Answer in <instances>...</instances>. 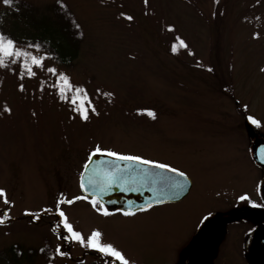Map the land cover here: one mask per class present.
Listing matches in <instances>:
<instances>
[{
    "label": "rangeland",
    "instance_id": "obj_1",
    "mask_svg": "<svg viewBox=\"0 0 264 264\" xmlns=\"http://www.w3.org/2000/svg\"><path fill=\"white\" fill-rule=\"evenodd\" d=\"M26 1L35 18L57 24L56 0ZM64 1L84 30L74 64L22 44L30 53L20 60L35 75L0 66V264H102L98 250L67 239L61 210L85 238L101 232L129 264H178L206 214L257 194L249 143L264 139V0ZM15 13L0 0L3 32L30 39L38 29ZM60 74L72 85L64 99ZM77 87L87 119L76 111ZM97 146L178 168L192 190L130 216L100 203L104 215L79 184Z\"/></svg>",
    "mask_w": 264,
    "mask_h": 264
},
{
    "label": "flooded vegetation",
    "instance_id": "obj_2",
    "mask_svg": "<svg viewBox=\"0 0 264 264\" xmlns=\"http://www.w3.org/2000/svg\"><path fill=\"white\" fill-rule=\"evenodd\" d=\"M249 147L251 160L260 171L256 176L257 194L249 197L244 192L240 196H246V201L240 200L239 196L227 209L211 212L202 231L194 238L193 247L179 249L186 259L178 264H264V163L254 158L255 137L250 139ZM99 254L101 261L104 259L102 264H112L111 258Z\"/></svg>",
    "mask_w": 264,
    "mask_h": 264
},
{
    "label": "water",
    "instance_id": "obj_3",
    "mask_svg": "<svg viewBox=\"0 0 264 264\" xmlns=\"http://www.w3.org/2000/svg\"><path fill=\"white\" fill-rule=\"evenodd\" d=\"M262 146H264V139H257L254 156L257 161L264 163L260 154ZM113 166L119 167L118 175L122 179L102 190L104 172ZM90 179L97 183L89 184ZM82 180L86 185V188H81L84 194L97 198L105 205L118 207L124 213L147 209L150 204L154 206L179 201L189 193L192 187V181L186 173L184 177H180L178 173L168 169L137 161H121L116 157L108 156L106 152L90 156L80 176V185ZM177 182L183 185L182 189L175 186Z\"/></svg>",
    "mask_w": 264,
    "mask_h": 264
},
{
    "label": "snow or ice",
    "instance_id": "obj_4",
    "mask_svg": "<svg viewBox=\"0 0 264 264\" xmlns=\"http://www.w3.org/2000/svg\"><path fill=\"white\" fill-rule=\"evenodd\" d=\"M14 2V0H3V3L5 5H11ZM128 19H132V17H128ZM181 45H183V41H181ZM176 49L173 48V51H175ZM11 57V56H16V57H28L29 53L16 48L15 47V42L13 39L11 38H5V36L3 35V33H0V66H5L4 65V57ZM31 61L32 64L34 65H41L42 66V59L38 58V57H31ZM25 67L28 68L27 65V60H25ZM49 71L55 72V69H49ZM28 75L32 76L35 75L34 72L31 71L30 68H28ZM60 80L63 82V86L60 87V96L62 99L67 98L65 95V89L68 88H72V85L69 81V78L64 75V74H60ZM23 85H20L21 90H23ZM75 92L77 93V100L80 102L79 107L76 109V111L78 113L81 114V116L84 119L88 118V108H87V104L88 101L85 99L83 93H84V89L82 88H75L74 89ZM8 111H10V109H7ZM93 112L95 111V108L93 107L91 109ZM149 115L154 116V113L149 111L148 112ZM249 120H251V122L254 125L259 126L260 125V121L252 118V117H248ZM101 152H106L108 156H112V157H116L118 160L121 161H137V162H141L143 164H148V165H155L158 168L161 169H168L173 173H178L180 177H184L185 173L184 172H180L178 169L176 168H172L169 164H165V163H158L157 161H153V160H145L143 159L141 156H133V155H124L115 151H111V150H107V149H101L99 146H97L94 151L92 152L91 155H96L97 153H101ZM260 154H261V158L264 159V146L261 147L260 149ZM120 172V169L118 166H113L111 169L107 170L104 172V188H102V190L106 189L107 187H110L111 185L117 183L119 180L122 179V177L120 175H118V173ZM89 184L91 185H95L97 182L93 179H90ZM81 188H86V185L84 184L83 180L81 181ZM177 188L182 189L183 185L180 184L179 182L176 183L175 185ZM4 195V190L0 189V196ZM81 199V197H74L73 200H64L61 201V203H68L71 204L74 202V200H79ZM83 199H88V197H83ZM240 200L242 201H246L248 198L246 196H240L239 197ZM7 202V201H5ZM91 204L92 206L97 210V211H103L104 215H108L109 212L106 208H102V206H100V201L97 198H92L91 199ZM259 206V205H258ZM151 207V204L148 206ZM131 213H125V215H130ZM211 213H208L207 216H204L201 220V223H204L206 221L209 220V217L211 216ZM59 216L61 218H63V228H65L67 230V233L70 234L67 236V239L70 241H77L79 242L81 245L86 246L87 248L90 249H95L98 250L100 253H103L107 256H109L110 258H115L116 261L120 262V264H129V261L125 258L124 254L119 251L116 247H114L111 243H103L101 241V232H99L98 230H94L92 231V233L85 238L81 232L74 230L73 225L71 223L68 222V219L64 213V211H59ZM5 220L4 218L0 217V224H4ZM207 226V225H205ZM57 251L59 252V249H57ZM60 255H64L63 252H60Z\"/></svg>",
    "mask_w": 264,
    "mask_h": 264
},
{
    "label": "trees",
    "instance_id": "obj_5",
    "mask_svg": "<svg viewBox=\"0 0 264 264\" xmlns=\"http://www.w3.org/2000/svg\"><path fill=\"white\" fill-rule=\"evenodd\" d=\"M7 6L13 7L16 15H22V17L24 16L27 19L30 18L29 22L32 24V26L38 29L29 36L30 39L24 40L11 34L4 33L2 24L0 23V33H3L6 39H13L16 48L30 53V51H26L25 47H19V45L40 44L44 48V50H51L53 52V54H48V52L45 51V53L43 52V54L45 56L50 55L56 60L59 65L68 67L69 65L74 64V61L78 57L79 45L84 40V30L81 22L77 19V16H75L72 9L64 0H56L49 6L51 11L56 16L57 24L52 23L51 20H47L46 17L41 18L40 20L35 18L34 12H36V8L32 3L26 0H14L11 5ZM17 12H19L20 14H17ZM31 14H33V16H31ZM173 44L174 43H172V46ZM22 57L23 56L8 57L9 61L7 60L6 62H4V64L12 67L14 63H17L21 67L22 73H24L25 71H27L26 67L23 68L25 66V60H27V58L22 61L20 60ZM13 59L18 60V62H12L11 60ZM41 59L44 60L45 58L41 56Z\"/></svg>",
    "mask_w": 264,
    "mask_h": 264
}]
</instances>
